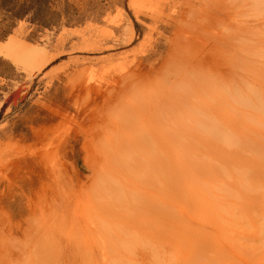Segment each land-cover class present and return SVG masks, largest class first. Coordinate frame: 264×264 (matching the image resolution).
I'll return each instance as SVG.
<instances>
[{"label":"rangeland","instance_id":"rangeland-1","mask_svg":"<svg viewBox=\"0 0 264 264\" xmlns=\"http://www.w3.org/2000/svg\"><path fill=\"white\" fill-rule=\"evenodd\" d=\"M207 1L60 0L51 28L0 10V46L26 44L33 56L0 47V115L21 91L0 118V264H264V0ZM225 6L252 14L228 18L225 33L252 23V38L239 39L251 65L235 50V89L214 82L197 95L194 78L209 70L184 65L187 84L180 64L204 56L205 33L218 31L203 19ZM157 59L155 78L142 67ZM179 97L186 108L163 118ZM234 147L245 166L225 170ZM204 159L208 172L195 167ZM191 164L203 191L193 199L170 187Z\"/></svg>","mask_w":264,"mask_h":264},{"label":"bare ground","instance_id":"bare-ground-1","mask_svg":"<svg viewBox=\"0 0 264 264\" xmlns=\"http://www.w3.org/2000/svg\"><path fill=\"white\" fill-rule=\"evenodd\" d=\"M136 1H138V0H136ZM140 1V0H139ZM198 1V0H197ZM197 1H194V2H192V0H191V2L192 3H194V4H196L195 2H197ZM207 1V0H206ZM214 1V0H213ZM221 1V0H220ZM223 1V0H222ZM225 1V0H224ZM224 1H223V3H224ZM228 1V0H227ZM229 1H231V0H229ZM240 1V0H239ZM238 1V2H239ZM244 2L245 1H249L248 2V4L245 6V8H249V6L251 7L252 6V4H253V2L255 1H253V0H243ZM242 1V2H243ZM208 2V1H207ZM207 2H205V3H207ZM211 2H212V0H211ZM242 2H241V4H242ZM137 3V2H136ZM201 3V2H200ZM199 3V4H200ZM230 3V2H229ZM235 3H237V2H235ZM234 3V4H235ZM246 3V2H245ZM198 4V5H199ZM233 4V5H234ZM239 4H240V2H239ZM227 5V4H226ZM245 5V4H244ZM194 6V5H193ZM236 6V5H235ZM177 7V6H176ZM175 7V8H176ZM196 7V5L194 6V8ZM247 8V9H248ZM242 9V7L240 8V10ZM247 9H245L246 11H247ZM250 10H251V8H250ZM241 12L240 13V11H237V12H235V10L233 9V8H229V7H226L225 6V8H217L216 10H213L212 12H211V15H206L205 17H204V19H203V21H204V23L206 22V21H209V23L210 22H212V27H214L215 26V23L217 24V28H215L218 32L217 33H215V32H213V33H215V34H213L212 32H210V31H207L205 34L207 35V36H212V38L210 39V42H207V38H206V40H205V43H206V46L205 47H202V49H203V57H200L199 59L197 58L195 61H193V59H192V61H190V62H188L189 60L188 59H186V60H183L182 61V63L180 64L181 66H180V68H181V71L183 72V74L181 73V75H180V79L181 80H185L186 82H187V84H193V80H191V79H193V78H191V79H188V78H186L187 76H183L184 75V71H185V67H183L184 65H189V68L190 67H192L193 68V66L194 65H196V66H199V67H201V69L203 68V69H206L207 71L209 70V73L208 72H206V74L205 73H202L201 75H199V76H195L196 78H194L195 80H194V83H195V85H197L199 88H200V92L198 91V90H196V94L197 95H200L203 91H205L206 92V89L208 90V92H209V89L210 88H214V86H217V84L216 83H218V82H220V83H222V81L223 82H226L227 83V87H229L230 86V88L229 89H233L234 87H235V83L237 82V79H236V74L238 73V69H239V65H238V61H237V59L239 58L238 56H237V54H235V50H240V49H242V51L244 52V55H243V52H241L242 53V55L244 56V58H242V60H243V62H245L246 63V65L247 66H249V64L251 65V59H252V55H251V53L252 52H250V48H249V50H248V47L246 46L245 47V49L244 48H242L241 47V44H239V39L240 38H242V36L243 37H245V38H248V39H250V38H252V30H253V28H252V23H250V22H246V23H242L241 24V28L240 29H238V30H240V32L237 34V36L234 34V35H229V36H225V33L228 31V29L226 28V27H230L231 26V21H230V23H229V20L230 19H228V18H231L232 20H234L236 17L237 18H239L238 16H246L247 17V19L249 18L250 19V17L252 16V14L250 15V13H249V10H248V13L247 12ZM210 12V11H209ZM252 13V12H251ZM208 14V13H207ZM196 16V15H195ZM221 16H225L227 19L226 20H228V22L227 21H225L224 19H222V17ZM257 16V15H256ZM262 16V15H261ZM203 17V16H202ZM175 19L176 18H174L173 19V21L176 23V21H175ZM200 19V18H199ZM239 19H241V18H239ZM244 19V18H243ZM258 19H260V16L258 17ZM196 21V20H195ZM244 21V20H243ZM242 21V22H243ZM248 21H251V20H248ZM199 22V21H198ZM261 23H258L259 25H262L263 27H264V21H260ZM204 23H203V25H204ZM196 24V23H195ZM208 24V23H207ZM199 26V25H198ZM200 26H202V24H200ZM194 27H195V25H194ZM208 27H209V24H208ZM224 27V28H223ZM198 28V27H197ZM231 28V27H230ZM214 29V30H215ZM231 30V29H230ZM229 30V31H230ZM194 31H196V30H194ZM202 31V30H201ZM199 33H200V30H199ZM199 33H198V35H199ZM195 34H197V33H195ZM195 36V38L196 37H200V36ZM202 35V34H201ZM203 36V35H202ZM201 36V37H202ZM231 36V37H230ZM194 38V37H193ZM228 38H230V39H228ZM202 39H204V38H202ZM202 39H199V38H197V40H200V41H198L199 43L200 42H202L201 40ZM196 40V39H195ZM246 40V39H245ZM192 41H194V40H192ZM237 41V42H236ZM197 42V41H196ZM242 42V41H241ZM195 43V42H194ZM244 43V42H243ZM261 44H262V42H260ZM250 46V45H249ZM1 47V49H7V50H10V49H12L13 50V52L14 53H16V54H24V53H28V51H30L31 50V48L28 46V45H26V44H18L17 46H16V44H14V42H10L9 43V45H5V46H3V45H1L0 46ZM34 48H37V47H34ZM41 50V49H40ZM42 51V50H41ZM171 51H173V49H171ZM170 51V52H171ZM32 53V52H31ZM31 53H29V55L31 56ZM40 53V52H39ZM262 52H259V54H261ZM38 54V53H37ZM171 54V53H170ZM194 54V53H193ZM196 54V53H195ZM23 56H26V54H24ZM28 56V55H27ZM26 56V57H27ZM39 56V55H38ZM191 56V55H190ZM33 56H31V57H27V58H32ZM40 57V56H39ZM173 57V56H172ZM196 57V56H195ZM195 57H194V59H195ZM199 57V56H198ZM254 57V56H253ZM22 58V57H21ZM182 58V57H181ZM184 58V57H183ZM189 58H191V57H189ZM193 58V57H192ZM185 59V58H184ZM20 60H22V59H20ZM20 60H18V61H20ZM21 62V61H20ZM142 64H143V62H142ZM191 65V66H190ZM193 65V66H192ZM143 66V65H142ZM141 66V67H142ZM148 67H151L150 69H151V71L153 72V73H155V78L156 77H158V75H157V73H158V70L162 67L163 68V65L160 63V60H156L155 61V64H146V65H144L142 68H143V70L144 69H146V68H148ZM188 67V66H187ZM196 69V68H195ZM155 71V72H154ZM246 72V71H245ZM159 73H161L160 71H159ZM199 73V72H198ZM209 74V77L207 76L208 74ZM191 74V73H190ZM196 75V74H195ZM198 75V74H197ZM192 76H193V74H192ZM249 77V76H248ZM213 81H211V80ZM139 80V79H138ZM137 80V81H138ZM140 82V81H139ZM199 82V83H198ZM214 82H216V83H214ZM136 83V80H134V81H128V82H126V81H124L123 83H122V85H121V91L120 92H118V94H123L124 92L126 93H128V92H131L134 88H136L137 87V85L138 84H135ZM141 84L143 83V82H140ZM139 83V84H140ZM220 83H219V85H220ZM238 83V82H237ZM140 84V85H141ZM225 84V83H224ZM211 86V87H210ZM237 86V85H236ZM163 87V86H162ZM249 87H250V84H249ZM218 88V87H217ZM163 89V88H162ZM214 89H216V88H214ZM235 89V88H234ZM253 90H255V89H253ZM257 90V89H256ZM213 90L212 89H210V92H212ZM258 91V90H257ZM199 92V93H198ZM208 92H206V93H208ZM209 92V93H210ZM259 92V91H258ZM162 93V92H161ZM161 93H159V94H161ZM206 93H204V94H206ZM234 93V92H233ZM244 94V93H243ZM248 95V94H247ZM157 96V95H156ZM160 96V95H159ZM257 96V95H256ZM158 97V96H157ZM101 98H102V96H101ZM233 98V97H232ZM252 98V97H251ZM167 99V98H166ZM169 99V98H168ZM172 99V98H171ZM198 99V98H197ZM196 99V100H197ZM200 99V98H199ZM250 99V98H249ZM248 99V100H249ZM170 100V99H169ZM252 100H253V104L252 105H254L255 106V108H256V103H255V99H253L252 98ZM244 101V100H243ZM247 101V100H246ZM203 102V101H202ZM251 102V101H250ZM248 103V102H247ZM246 103V104H247ZM252 103V102H251ZM170 104H171V107H169V108H165V110H163L160 114L163 116V118H164V116L166 117V118H170L171 119V116H173V115H175V114H178V113H175V112H179V111H182V110H184L185 108H186V106H187V104H188V102H187V98H182V97H179V99H176V98H174V100H172L171 102H170ZM202 104V103H201ZM224 103H222V105H223ZM250 105V104H249ZM262 106H264V105H262ZM217 107V106H216ZM224 107V106H223ZM222 107V108H223ZM253 107V106H252ZM225 108V107H224ZM223 108V109H224ZM135 109V108H134ZM138 109H141V108H138ZM211 109V108H210ZM218 109V108H217ZM222 109V110H223ZM207 110V109H206ZM221 110V111H222ZM237 110V109H236ZM135 111V110H134ZM137 111V110H136ZM139 111V110H138ZM196 112V111H195ZM263 112H264V110H263ZM212 113V112H211ZM159 114V115H160ZM189 114V113H188ZM194 114V113H193ZM198 114H202V115H205V114H207V112L205 113V112H198ZM213 114V113H212ZM208 115H209V113H208ZM175 117V116H174ZM212 117V116H211ZM208 118V117H207ZM210 118V117H209ZM173 119H175V118H173ZM177 119V118H176ZM181 119V118H180ZM197 119V118H196ZM219 119V118H218ZM194 120V119H193ZM202 120H204V119H202ZM181 121V120H180ZM189 121H191L190 119H189ZM194 122H196V120L194 121ZM203 122V121H202ZM180 123H182V122H180ZM183 123H185V122H183ZM204 123V122H203ZM172 124V123H171ZM174 124H176L175 122H174ZM178 124V123H177ZM176 124V125H177ZM180 125V124H179ZM184 126H186V125H184ZM189 128V127H188ZM178 129H179V127H178ZM183 129V128H182ZM172 130V129H171ZM200 130V129H199ZM170 131V130H169ZM174 131V130H173ZM197 131V130H196ZM187 133V132H186ZM161 134V133H160ZM157 135V134H156ZM159 135V134H158ZM158 135H157V137H158ZM163 137V136H162ZM165 137H167V136H165ZM159 138V137H158ZM197 139H199L198 137H196ZM164 139V138H163ZM171 139V138H170ZM210 139V138H209ZM165 140V139H164ZM215 140V139H214ZM187 141H188V139H187ZM160 142H162V141H160ZM198 142V141H197ZM237 142H238V140H237ZM167 143V142H166ZM166 143H164L163 142V145H165ZM218 143V142H217ZM159 144V146L161 145L160 143H158ZM168 144V143H167ZM190 144H192V142L190 143ZM206 144H208V143H206ZM213 145H214V143H212ZM233 145H234V143H232ZM236 144V143H235ZM141 146H142V144H140ZM162 145V146H163ZM193 145V144H192ZM216 145V144H215ZM230 145V144H229ZM232 145V146H233ZM161 146V147H162ZM165 146H167V145H165ZM197 146H199V145H197ZM202 146H205V144L204 143H202V145L201 146H199L200 147V149L202 148ZM207 146V145H206ZM218 146V145H217ZM216 146V147H217ZM231 146V145H230ZM231 146V147H232ZM164 147V146H163ZM168 147V146H167ZM166 147V148H167ZM236 147V146H235ZM233 148L234 149V152L233 151H231L232 149H228V152H229V157L228 156H226V154H225V157H224V159H225V161H223V158L222 159H220V160H222L224 163V166H225V170L228 168V166H230V167H238V166H245L244 164H243V161L242 160H240V154L238 153V152H236V151H238V150H236V148ZM165 148V147H164ZM212 148V147H211ZM214 149V148H213ZM201 150H203V148L201 149ZM219 153V152H218ZM201 154V153H200ZM217 153H215V155H216ZM220 154V153H219ZM228 155V154H227ZM239 155V156H238ZM220 156L221 155H219V157L218 158H220ZM189 161V160H188ZM157 162V161H156ZM155 162V167H157V169H158V171L159 172H162L163 173V169L162 168H164V167H161V165H159L158 164V162L156 163ZM189 162H194L193 160L192 161H189ZM203 162V164L202 165H198V164H196L195 165V167L197 168V167H200V166H203V170H204V168L206 169L207 168V166L205 167V165H207V160H203L202 161ZM245 162H246V160H245ZM173 163H175V162H173ZM212 163L215 165V162L214 161H212ZM195 164V163H194ZM194 164H191V165H189V167L186 169V172L185 171H182V172H179L178 174H175V182L174 181H172L170 184H171V188H172V186H173V189L174 190H180V191H184V193H188V194H192V195H188V198H191V199H193L194 197H197L198 196V193L199 194H201L200 192H198L199 190L196 188V189H194V187H192V185L194 184V183H191V179H193L194 177H195V172L198 170H196L195 171V169H192V167H193V165ZM226 164H228V165H226ZM167 167V166H166ZM216 168H217V166H215ZM221 168V167H220ZM189 169H191V170H194L193 172H192V175H191V173H190V171H189ZM211 170V169H210ZM229 170V169H228ZM209 170H208V168H207V172H208ZM189 172V173H188ZM199 172H200V170H199ZM211 172V171H210ZM209 172V173H210ZM216 173L215 171H212L211 173ZM187 173H188V176H187ZM206 173V172H205ZM167 174V173H166ZM201 174H203V173H201ZM172 175H174V174H172ZM214 175V174H213ZM212 175V176H213ZM197 176H199V175H197ZM212 176H209L210 178L212 177ZM162 178V177H161ZM165 178H168V176L167 177H165ZM191 178V179H190ZM200 177H198L197 179H199ZM232 178H234L233 176H232ZM164 179V178H163ZM195 179V178H194ZM206 179V178H205ZM170 180V179H169ZM187 180H190V185H189V183H188V185H187ZM207 180L209 181V178H207ZM213 180V179H212ZM211 181V180H210ZM209 181V182H210ZM156 183H155V189L157 190V182L158 181H155ZM162 182V185H163V183H164V180L163 181H161ZM199 182H200V180H198V184H199ZM216 182V181H215ZM217 182L219 183V181L217 180ZM166 183V182H165ZM164 183V184H165ZM167 183H168V180H167ZM178 184V187L176 186L177 184ZM211 183V182H210ZM210 183H208V184H210ZM222 183V182H221ZM169 184V183H168ZM176 184V185H175ZM213 184H214V182H213ZM175 185V186H174ZM215 185H216V183H215ZM219 185V184H218ZM224 185L226 186V184L224 183ZM211 186V185H210ZM206 187V186H205ZM208 187V186H207ZM215 186H213L212 188H214ZM218 186L216 185V187L215 188H217ZM232 187H235L239 192H241V190H240V188L237 186V185H232V186H230V189L232 190ZM165 188V187H164ZM210 189H211V187H210ZM228 189V188H227ZM208 190H209V188H208ZM211 190H213V189H211ZM217 190H218V188H217ZM201 191V190H200ZM219 191V190H218ZM202 193H203V191H201ZM220 192V191H219ZM240 195L241 196H243V193L241 192L240 193ZM151 196V195H150ZM155 196V195H154ZM148 198H150V197H148ZM152 198V197H151ZM150 198V199H151ZM155 199V198H154ZM191 201V200H190ZM6 204V203H5ZM10 206L11 207H13V204H12V202H10ZM182 208H184V207H182ZM186 208V207H185ZM184 208V209H185ZM103 210V209H102ZM105 211V210H104ZM138 211V210H137ZM136 211V212H137ZM188 211V210H187ZM108 212V211H107ZM135 212V213H136ZM203 212H205V211H203ZM134 213V214H135ZM170 218V217H169ZM165 219H168V218H165ZM175 221H173V223H174ZM177 223V222H176ZM169 224H171V223H169ZM169 224H168V226H169ZM175 224V223H174ZM177 225H179V224H177ZM173 226V225H172ZM171 226V227H172ZM174 227H176V225L174 226ZM180 227H181V224H180ZM165 228H166V226H165ZM170 229V228H169ZM173 229V228H172ZM52 230V229H51ZM176 230V232H179L180 230H182V229H180L179 231H177L178 229L177 228H174L173 230H172V233H173V231H175ZM46 231H49L48 229L46 230ZM169 231V230H168ZM170 232H171V229H170ZM182 232V231H181ZM47 233V232H46ZM176 234V233H175ZM175 234H173V235H175ZM172 235V234H171ZM176 237H177V235H176ZM172 238H173V236H172ZM53 239V238H52ZM176 239V238H175ZM65 240V239H64ZM173 243H176V242H172V244ZM52 244V243H51ZM175 245V244H174ZM37 248V247H36ZM71 248V247H70ZM67 250V249H66ZM71 252V251H70ZM106 252V251H105ZM74 256V255H73ZM38 257H39V254H38ZM54 257V256H53ZM71 257V256H70ZM110 257V256H109ZM65 259V258H64ZM66 260V259H65ZM64 260V261H65ZM68 261V260H67ZM50 263V262H49ZM68 263V262H67ZM110 263V261L108 260L107 261V264H109ZM111 264H113L112 262H111Z\"/></svg>","mask_w":264,"mask_h":264},{"label":"trees","instance_id":"trees-1","mask_svg":"<svg viewBox=\"0 0 264 264\" xmlns=\"http://www.w3.org/2000/svg\"><path fill=\"white\" fill-rule=\"evenodd\" d=\"M59 1L0 0V10L10 22L26 20L40 28H51L62 21V13L58 11Z\"/></svg>","mask_w":264,"mask_h":264},{"label":"water","instance_id":"water-1","mask_svg":"<svg viewBox=\"0 0 264 264\" xmlns=\"http://www.w3.org/2000/svg\"><path fill=\"white\" fill-rule=\"evenodd\" d=\"M20 89L15 91L5 102V105L2 109V113L0 115V118L1 116L5 113V111L7 110V108L11 105V103H13V106L15 107L17 105V102L19 100V97H20Z\"/></svg>","mask_w":264,"mask_h":264}]
</instances>
